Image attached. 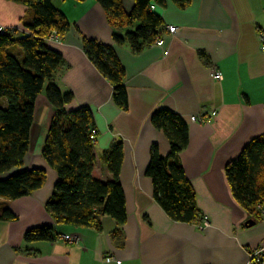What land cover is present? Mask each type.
Masks as SVG:
<instances>
[{"label": "crops", "instance_id": "crops-1", "mask_svg": "<svg viewBox=\"0 0 264 264\" xmlns=\"http://www.w3.org/2000/svg\"><path fill=\"white\" fill-rule=\"evenodd\" d=\"M52 1L70 25L62 37L46 41L63 58L55 83L73 95L68 110L87 107L92 112L95 180L111 178L100 157L122 142L120 182L127 219L118 226L104 216L97 230L56 225L46 212L57 176L40 154L53 114L41 94L23 168L44 169L47 179L31 196L9 202L17 220H0V264H249L253 251L264 247V219L253 220L235 202L225 167L264 134V52L259 41L264 0H190L183 8L167 0L165 6L155 5L164 44L138 53L114 42L113 34L123 35L126 27L113 28L95 0ZM122 5L129 13L133 2L123 0ZM27 10L0 0V26L25 31L20 22ZM168 26L175 32L168 33ZM90 39L112 47L124 69L125 111L115 105L110 82L83 50V41ZM213 70L222 80L212 78ZM160 109L174 112L188 127V145L178 158L195 193L198 224L171 220L154 201L145 175L152 145L161 157L169 154L167 139L150 121ZM40 137V150L34 153V140ZM249 221L250 227L245 225ZM42 225L54 227L56 240L25 245V231Z\"/></svg>", "mask_w": 264, "mask_h": 264}, {"label": "trees", "instance_id": "trees-1", "mask_svg": "<svg viewBox=\"0 0 264 264\" xmlns=\"http://www.w3.org/2000/svg\"><path fill=\"white\" fill-rule=\"evenodd\" d=\"M27 7L21 20L25 31L0 32V220L16 221L9 202L31 196L46 182L44 169H25L35 120L36 101L44 94L52 117L41 146V157L57 176L46 212L56 225L101 229V219L108 216L118 226L127 219L126 200L120 182L123 144L117 141L104 152L100 162L109 171L108 181L92 176L97 162L91 140L95 130L92 112L87 107L68 110L73 100L70 91H62L55 77L63 64L62 56L48 48L50 37H62L69 22L52 0H5ZM83 2L85 0H74ZM115 29L126 27L123 35L113 34L117 45L127 44L138 53L155 44L162 30V19L151 5L165 6L167 0H131L127 13L123 0H95ZM180 8L190 0H169ZM83 50L112 86V99L122 111L128 106L124 69L112 47L96 40L83 41ZM201 59L207 63L202 55ZM152 126L163 133L170 149L166 157L152 145L145 175L153 186V199L173 221L198 224L200 212L194 190L179 162L189 136L185 121L172 111L160 109L150 117ZM97 135V133H96ZM227 182L235 202L253 220L262 217L264 208V134L253 139L225 167ZM54 227L42 225L25 231V245L56 240Z\"/></svg>", "mask_w": 264, "mask_h": 264}, {"label": "built area", "instance_id": "built-area-1", "mask_svg": "<svg viewBox=\"0 0 264 264\" xmlns=\"http://www.w3.org/2000/svg\"><path fill=\"white\" fill-rule=\"evenodd\" d=\"M151 10L155 9V5H151ZM4 30L1 26H0V32ZM167 32L168 33H174L176 28L173 26H168L167 27ZM53 37V36H52ZM259 41L261 43V50L264 52V33L260 32L259 33ZM164 44V40L161 38H157L155 41V45L157 46H163ZM166 53V52H165ZM212 78L215 80H222V75L220 72L218 71H212ZM212 116H215L216 113L212 112L211 113ZM191 121L192 122H205V119L203 118H199V117H191ZM91 140H95L96 139V131H92V135H91ZM262 218L264 219V208H262ZM63 239L65 240H71L69 237H64ZM106 261H110V259H106ZM264 262V247H259L258 249H255V251H253V253L250 255V261L249 264H263Z\"/></svg>", "mask_w": 264, "mask_h": 264}, {"label": "rangeland", "instance_id": "rangeland-1", "mask_svg": "<svg viewBox=\"0 0 264 264\" xmlns=\"http://www.w3.org/2000/svg\"><path fill=\"white\" fill-rule=\"evenodd\" d=\"M59 1L58 0H54V3L57 5ZM3 28V27H2ZM40 143H41V137L40 139L35 138L34 140V145H33V152L36 153L38 150H40Z\"/></svg>", "mask_w": 264, "mask_h": 264}, {"label": "water", "instance_id": "water-1", "mask_svg": "<svg viewBox=\"0 0 264 264\" xmlns=\"http://www.w3.org/2000/svg\"><path fill=\"white\" fill-rule=\"evenodd\" d=\"M245 225L250 227V226L253 225V222H252V221H249V222H247Z\"/></svg>", "mask_w": 264, "mask_h": 264}]
</instances>
